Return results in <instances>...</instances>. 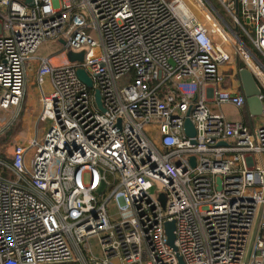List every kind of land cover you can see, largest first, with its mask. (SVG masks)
Masks as SVG:
<instances>
[{"label": "built area", "instance_id": "obj_1", "mask_svg": "<svg viewBox=\"0 0 264 264\" xmlns=\"http://www.w3.org/2000/svg\"><path fill=\"white\" fill-rule=\"evenodd\" d=\"M32 60L48 128L28 165L21 144L0 159V264H264V0H0V133ZM241 69L259 115L229 88Z\"/></svg>", "mask_w": 264, "mask_h": 264}, {"label": "crops", "instance_id": "obj_2", "mask_svg": "<svg viewBox=\"0 0 264 264\" xmlns=\"http://www.w3.org/2000/svg\"><path fill=\"white\" fill-rule=\"evenodd\" d=\"M58 57L59 62L68 61V59L64 55H59ZM37 69L38 62L36 60L29 61L27 69L26 91L21 104V118L19 125H17L8 135H4V132H6L5 130L4 132L2 131L0 133V159H2L3 161L10 162L14 146L17 144H21L26 148L25 162L28 165L30 156L33 152L32 148L29 147L30 141H40L48 128V124L46 123L48 121L40 119L41 89L43 90V92L44 89L42 84L40 87L38 82L35 83L37 77ZM232 73L234 74L233 70ZM232 73H230L231 78ZM238 84L239 81L235 85H233V82L231 81L229 88L232 90H237L239 88ZM241 116L242 115L240 114V117ZM4 137L6 138L2 139Z\"/></svg>", "mask_w": 264, "mask_h": 264}, {"label": "water", "instance_id": "obj_3", "mask_svg": "<svg viewBox=\"0 0 264 264\" xmlns=\"http://www.w3.org/2000/svg\"><path fill=\"white\" fill-rule=\"evenodd\" d=\"M24 4L31 6L33 5V0H23ZM61 43H63L62 40H60ZM83 57V52H72L69 54V58L71 61H81ZM76 74L78 78L85 83V85L88 88L92 87V80L88 76V74L83 69H77ZM238 81L240 86V91L243 93V95L246 98V105L249 110V112L253 115H259L262 112L263 106L261 100L258 98V95L260 94L261 90L258 87L255 79L253 78L251 72L247 69H241L238 72ZM95 101L101 111H103L101 101H100V94L98 90L94 91ZM188 116V113L186 114ZM184 129L187 136L192 137L195 134L194 127L188 117L184 120ZM192 142V140H191ZM219 182V180H218ZM105 187L104 181L100 182V185L96 189V193L100 194ZM165 233L167 236V242L168 244L175 249L174 246V221H166L164 224ZM179 263L182 264L181 257L178 256Z\"/></svg>", "mask_w": 264, "mask_h": 264}, {"label": "rangeland", "instance_id": "obj_4", "mask_svg": "<svg viewBox=\"0 0 264 264\" xmlns=\"http://www.w3.org/2000/svg\"><path fill=\"white\" fill-rule=\"evenodd\" d=\"M249 45V44H247ZM61 50L60 45H58L56 42H54V40L48 41L44 44H42L38 50H37V55H47L49 53H55V52H59ZM72 50H67L65 51L64 56L68 59L69 62H71L70 58H69V54L71 53ZM234 59L237 60V58L234 56ZM233 59V60H234ZM232 66V63L230 60L227 61V64H225V73L226 71H228ZM226 77V76H225ZM228 80L231 82H233V85L237 84L238 80L237 78H231L230 74L227 76ZM35 83H37V77L35 80ZM37 85V84H36ZM43 89H44V93L47 94L49 91V85H48V79L46 77H43ZM48 85V86H47ZM221 111L222 113H224V115L226 116L227 119L230 120H238L240 118V111L234 107H231L229 105H222L221 106ZM264 115L261 116H257L255 118V124H259L262 123V119H263ZM12 118V111H8V110H0V125H5L7 123L10 122V119ZM20 118H21V114L17 117V120L14 121V123L12 125H9L7 127V129H4L6 132H4V135H8L11 133V131L20 123ZM48 124V122H46ZM44 125V124H43ZM45 126V125H44ZM6 137L2 138L5 139ZM111 208V207H110ZM92 245L94 246L93 249L94 251H97V247L94 245V240H92Z\"/></svg>", "mask_w": 264, "mask_h": 264}, {"label": "trees", "instance_id": "obj_5", "mask_svg": "<svg viewBox=\"0 0 264 264\" xmlns=\"http://www.w3.org/2000/svg\"><path fill=\"white\" fill-rule=\"evenodd\" d=\"M245 121H247V119H245Z\"/></svg>", "mask_w": 264, "mask_h": 264}]
</instances>
